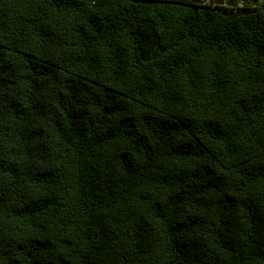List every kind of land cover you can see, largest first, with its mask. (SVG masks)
I'll return each instance as SVG.
<instances>
[{
    "label": "trees",
    "instance_id": "1",
    "mask_svg": "<svg viewBox=\"0 0 264 264\" xmlns=\"http://www.w3.org/2000/svg\"><path fill=\"white\" fill-rule=\"evenodd\" d=\"M0 264H264V0H0Z\"/></svg>",
    "mask_w": 264,
    "mask_h": 264
}]
</instances>
